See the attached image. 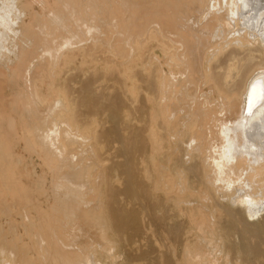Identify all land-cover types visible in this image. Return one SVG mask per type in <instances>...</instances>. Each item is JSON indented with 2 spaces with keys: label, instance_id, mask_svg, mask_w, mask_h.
<instances>
[{
  "label": "bare ground",
  "instance_id": "6f19581e",
  "mask_svg": "<svg viewBox=\"0 0 264 264\" xmlns=\"http://www.w3.org/2000/svg\"><path fill=\"white\" fill-rule=\"evenodd\" d=\"M63 34L94 59L115 63L127 105L141 90L150 110L146 120L141 115L146 127L123 138L128 174L137 177L142 200L170 203V213L187 216L195 242H186L183 263L218 264L210 253L219 216L210 193L238 223L242 238L228 231L238 240L229 248L248 251L254 235L247 222L264 212V0H0V264H117L102 203L111 191L102 190L104 163L79 150L80 136L62 133V154L44 144L60 133L51 121L55 105L66 110L51 80L62 66L52 53H62L54 45ZM41 51L50 52L46 60ZM23 71L25 84L16 80ZM11 83L17 89L3 94ZM62 127L73 129L68 120ZM19 143L25 150L17 151ZM70 181L86 203L68 208L62 198L61 225L52 187ZM256 239L244 258L264 252V238ZM223 261L230 264L227 255Z\"/></svg>",
  "mask_w": 264,
  "mask_h": 264
},
{
  "label": "rangeland",
  "instance_id": "374dc122",
  "mask_svg": "<svg viewBox=\"0 0 264 264\" xmlns=\"http://www.w3.org/2000/svg\"><path fill=\"white\" fill-rule=\"evenodd\" d=\"M38 11L40 12L39 8ZM120 32L125 31L120 30ZM63 35L65 36L62 43L54 45L58 46L56 48L62 49V53H52L54 55L52 60L62 58V66L54 69L55 71L49 69V72L51 74L54 71L57 74L52 76L51 80L55 82V91L63 94L66 101L65 111H63L61 105H55L54 111L55 113H64L65 117H57L55 113L51 115L52 123L61 127L60 133L54 131L49 133L50 136L45 139L44 144H50L55 152L62 154V133L64 136L72 137L75 140L77 136H80L81 140L77 143L79 150L86 153L85 150L88 148L98 160L104 163L103 174L109 180L103 183L102 190L108 188L111 191L107 194L108 199L106 194L104 198L102 197V203H104L103 207L105 208L106 217L109 219L110 233L113 234L112 238L116 242L113 250V255H115L112 259L117 264H184V246L187 241L189 245L195 242V231L191 230L192 226L189 229L187 216H177L176 210L174 213H170L172 208L170 203L159 208L155 200L151 205L146 200H142L140 186L136 181L137 177L133 174H128L127 164L129 158L123 138L129 136L133 131H139L140 128L144 129L146 127L145 123H140V121H143L141 115L143 114L146 120V114L150 110V108L146 111L143 109L146 104H144L145 99L142 98L141 90L139 88L135 89L136 101L131 106L127 105V99L130 94L127 82L125 75L116 71L115 63L103 59H94L89 52L79 47V44H77L78 39L70 34ZM96 38L100 39V36H96ZM106 40L104 39L105 45L109 42ZM75 50L77 54L73 52ZM46 53L50 54L48 51ZM46 53L41 51L38 54L46 60V57H48ZM36 56V54H33L30 59H37L35 58ZM116 59L122 61L123 58L117 56ZM37 60L41 59L38 58ZM102 65H104V68ZM136 72L140 76L142 70L137 69ZM28 77L29 73L23 71L16 80H19L21 84H25ZM1 85L3 86L4 83ZM42 86L39 85V91H43ZM6 87L3 94L11 93L17 89L13 83L8 84ZM27 88V85L23 86V89ZM153 94L156 95V90H154ZM48 109L45 110L48 111ZM67 120L73 128L72 131L62 127ZM56 143L59 144L60 148L55 149L53 147ZM17 148L18 152L25 150L21 143L18 144ZM50 151L52 152L51 149ZM34 160L37 164H40L39 160L35 159V154ZM149 173L152 175L151 167L149 168ZM74 185L75 183L70 181L68 186L62 187V183H58L52 187L56 192L54 198L56 201L55 208L61 216V225L63 219L62 198L69 201L68 208L70 204L71 207H76L80 203H86L83 202L86 201V197L79 198L80 193L77 192ZM209 195L211 199L208 205L219 215L213 218V226H215L214 240L218 245L217 243L215 244L216 250H210L211 255L217 260L218 264H225L223 260L226 255L229 257L230 264H239L247 259L246 264H259L255 260L259 256L264 255V252L256 255L251 254L248 258H244V255L247 252L249 253L251 248L257 243V239L255 240L256 236H258V239L264 238V215H262L264 212H260L262 217L258 216L257 219L254 217L257 220H253L255 224L251 220V223L247 222L248 227L252 229L248 236L254 235V238L250 239V244L246 242L249 244L250 249L246 251V248L242 246L241 252L239 250L240 254L235 253L231 247L229 248V245H237V235H234L236 236L234 237L231 233L230 235L228 233L232 232V230L238 231L239 229L235 225L238 223L232 222L231 217L233 216H224V202L217 201L211 193ZM183 212L190 215V213ZM170 214L173 216H169ZM238 215L236 221L244 223L245 216ZM103 216L105 215L103 214ZM233 225L236 226V229L233 228ZM222 229L226 232L224 233ZM254 230H256L257 234H254ZM188 231L190 232L188 233ZM238 232V237L241 240V232ZM218 234L219 236H217ZM248 236H245V238L247 237L248 239ZM235 240L236 242L234 243ZM243 244L245 245V243ZM227 248H229L228 253ZM215 251L217 253L214 255ZM110 259L103 258L100 261L102 263L105 262L103 264H106V262L109 264L111 262ZM233 261H238V263ZM260 264H264V261H261Z\"/></svg>",
  "mask_w": 264,
  "mask_h": 264
}]
</instances>
